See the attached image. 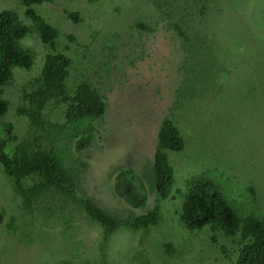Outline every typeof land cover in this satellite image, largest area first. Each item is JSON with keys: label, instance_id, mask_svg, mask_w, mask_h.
<instances>
[{"label": "rangeland", "instance_id": "1", "mask_svg": "<svg viewBox=\"0 0 264 264\" xmlns=\"http://www.w3.org/2000/svg\"><path fill=\"white\" fill-rule=\"evenodd\" d=\"M34 9L59 30L58 49L72 60L69 92L89 83L107 106L91 146L78 151L75 139L70 147L87 164L82 193L121 218L160 204L162 219L148 231L118 230L103 260L100 225L59 195L27 206L0 165V264H236V240L219 236L213 243L208 227L190 231L180 215L188 181L206 177L240 216L264 218V0H54ZM5 10L31 26L21 0H0ZM63 11L76 13L79 22ZM22 45L35 53V63L15 69L4 89L10 107L0 119V139L6 124L19 140L27 134L29 122L17 108L48 54L34 33ZM45 114L65 122L63 106L52 104ZM166 118L186 146L168 152L176 169L174 198L159 203L152 171ZM128 169L145 207H132L116 190L119 173Z\"/></svg>", "mask_w": 264, "mask_h": 264}, {"label": "trees", "instance_id": "2", "mask_svg": "<svg viewBox=\"0 0 264 264\" xmlns=\"http://www.w3.org/2000/svg\"><path fill=\"white\" fill-rule=\"evenodd\" d=\"M53 1L21 0L24 17L31 26L24 24L15 11L0 12V119L6 116L10 107V102L4 98V89L13 84L15 69L30 70L35 63V53L24 48L22 41L34 33L48 49L41 75L23 90L16 112L17 116L28 120L29 130L19 140L13 134V124L4 126L6 135L0 139V165L27 206L43 196L59 195L75 203L100 225L104 230L100 245L104 260L111 238L118 230L148 231L160 223L162 209L157 204L145 215L121 218L100 208L82 193L81 177L87 164L75 158L70 147L75 139L78 151L91 146L94 124L105 116L107 106L102 95L89 83H82L69 92L67 83L72 60L65 51L58 49L59 30L34 9V6ZM63 13L74 23L79 22L76 13ZM52 104L64 107L63 124L47 119L45 112ZM185 146L186 140L179 127L171 119H164L158 133L152 171L153 188L159 203L174 198L176 169L168 152L181 153ZM27 181L33 183L32 188H25ZM116 190L132 207H145L146 196L132 170L119 173ZM180 221L193 232L208 227L213 243L218 242L219 236L236 240L239 246L236 264H264V218L254 214L240 216L210 178L195 177L188 181Z\"/></svg>", "mask_w": 264, "mask_h": 264}]
</instances>
